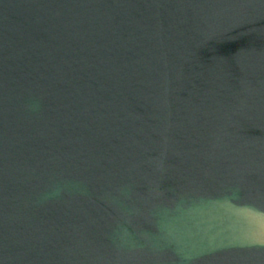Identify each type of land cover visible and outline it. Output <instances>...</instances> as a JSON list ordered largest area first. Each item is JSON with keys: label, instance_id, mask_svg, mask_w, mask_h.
I'll return each instance as SVG.
<instances>
[{"label": "water", "instance_id": "1", "mask_svg": "<svg viewBox=\"0 0 264 264\" xmlns=\"http://www.w3.org/2000/svg\"><path fill=\"white\" fill-rule=\"evenodd\" d=\"M0 264H264V0H0Z\"/></svg>", "mask_w": 264, "mask_h": 264}]
</instances>
